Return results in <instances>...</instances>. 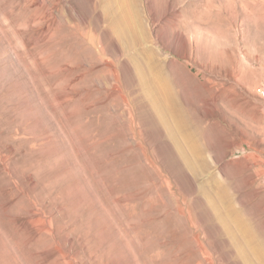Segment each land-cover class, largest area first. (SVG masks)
<instances>
[{
  "label": "rangeland",
  "instance_id": "obj_1",
  "mask_svg": "<svg viewBox=\"0 0 264 264\" xmlns=\"http://www.w3.org/2000/svg\"><path fill=\"white\" fill-rule=\"evenodd\" d=\"M0 264H264V0H0Z\"/></svg>",
  "mask_w": 264,
  "mask_h": 264
}]
</instances>
